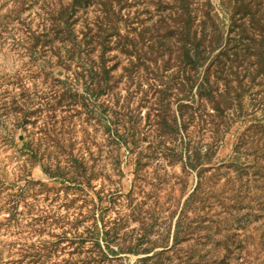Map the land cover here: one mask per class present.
<instances>
[{"label": "rangeland", "instance_id": "374dc122", "mask_svg": "<svg viewBox=\"0 0 264 264\" xmlns=\"http://www.w3.org/2000/svg\"><path fill=\"white\" fill-rule=\"evenodd\" d=\"M82 1L0 0V264H264V0Z\"/></svg>", "mask_w": 264, "mask_h": 264}, {"label": "trees", "instance_id": "16d2710c", "mask_svg": "<svg viewBox=\"0 0 264 264\" xmlns=\"http://www.w3.org/2000/svg\"><path fill=\"white\" fill-rule=\"evenodd\" d=\"M85 5H88V3H91L90 0H84L82 1ZM78 0H73L72 4H78ZM115 14L116 12H106L104 13V19L103 20H99V21H95L92 25V27H88L87 31H81V33L83 34V45L81 47V44H78L77 47L78 49H76L75 45L76 43H74V39L76 37V34H74L73 30H72V23L68 20H61L60 24L54 22L53 25L51 26V29L53 31L54 34V40L56 41V43H61L62 45H64V47L66 49H64L66 52H69L68 49V44H70L71 42V49L73 51V49L75 51H77V53H81V54H85V55H89L90 52L89 50V44L92 43H96L93 45L94 46H100V54L98 55V60L95 58L94 60L90 61V67L91 69L89 70V72L92 74V79L94 76H99L100 74H104L106 72H109L110 70H112V68H106L105 67V63H106V52L108 49H111L113 47L118 48V40H117V28L115 27L114 24V19H115ZM114 16V19H112V17ZM67 19V18H66ZM113 22V24H112ZM88 31L92 33L94 32V34L90 35V37L88 36ZM99 37H101V39H98ZM114 39V40H113ZM92 40V41H91ZM73 41V42H72ZM203 40H199V42H194V49L195 51L199 50V46H201V42ZM63 47V48H64ZM89 47V48H88ZM92 47V46H91ZM184 48V53L183 56L186 59V64L188 65V71L191 73V71H198L199 67L201 65L202 62H200V58H199V54L200 52H195V58H192L190 55V49L189 48H185V44L183 45ZM216 46L212 47V50L215 49ZM58 49L61 50V48L57 47V51ZM70 49V50H71ZM151 49V53L154 52L155 48L154 47H150ZM121 50V49H120ZM227 51V50H226ZM162 55V53H161ZM138 60H140V57L138 58ZM137 60V62H138ZM214 62V61H213ZM132 65H134L135 63H131ZM137 64V63H136ZM136 64L134 65L136 67ZM93 66L95 67H99V69H94ZM89 69V68H88ZM109 69V70H108ZM82 74V73H81ZM189 76V75H188ZM105 79L103 81H101V78H98V81H95L98 83L99 87H103L102 89L104 90V87H109L108 82L110 80H107L106 77H104ZM191 80V78H190ZM204 81L202 82V84H200L198 86V91L197 94L199 97H209V98H213L214 101V94L211 92L213 91L212 88L213 86H209L206 82H207V78L203 79ZM101 90V92L103 91ZM158 91H163V90H158ZM164 92H165V88H164ZM164 94V93H163ZM215 99H216V95H215ZM210 101L212 99H209ZM216 103V101H215ZM217 104V103H216ZM213 106V105H212ZM214 107L219 110V107L214 105Z\"/></svg>", "mask_w": 264, "mask_h": 264}]
</instances>
